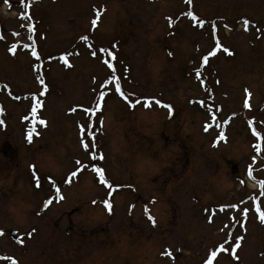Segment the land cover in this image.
Wrapping results in <instances>:
<instances>
[{
	"label": "rangeland",
	"instance_id": "obj_1",
	"mask_svg": "<svg viewBox=\"0 0 264 264\" xmlns=\"http://www.w3.org/2000/svg\"><path fill=\"white\" fill-rule=\"evenodd\" d=\"M263 176L264 0H0V264H264Z\"/></svg>",
	"mask_w": 264,
	"mask_h": 264
},
{
	"label": "snow or ice",
	"instance_id": "obj_2",
	"mask_svg": "<svg viewBox=\"0 0 264 264\" xmlns=\"http://www.w3.org/2000/svg\"><path fill=\"white\" fill-rule=\"evenodd\" d=\"M6 2H7V0H6ZM188 2L190 3L191 0H188ZM187 15H188L189 17H191L193 20L196 19V17L193 15L192 12H188ZM98 17H99V12H97V18H98ZM96 23H97V19H93V20H92V25L95 26ZM203 23H204L203 21H200V25H201V26L203 25ZM248 24H249V21L245 20V21H244L245 30H247V26H248ZM30 27H31V26H30ZM213 28H215V25H213ZM216 47H217V48L220 47L219 43H217ZM10 50H11V49H10ZM224 51L227 52L228 50H227V49H224ZM32 54H33V56H37V54H36L35 51H33ZM169 54L171 55V53H169ZM214 54H215V51H212V52H209L208 56H211V55H214ZM93 55H95V53H93ZM109 55H111V53H109ZM208 56H205V57L203 58V60H204L205 63H207V61H208ZM37 58H38V57H37ZM62 59H63V57H62ZM113 59H114V57H113ZM64 62L67 64V60H65ZM105 63L107 64V66H108L109 69H112V68H113V65H112L111 63H109V62H107V61H105ZM199 76H200V73L197 72V78H199ZM40 83L43 84V80H41ZM116 91H117V92H120V85H119L118 82H117V85H116ZM245 92L247 93V90H245ZM41 94H43V93H41ZM103 95H104V94L101 93V96H100L101 99L103 98ZM247 97H250V93H247ZM156 103H157L158 105H160V101H156ZM148 106H149V105L146 103V104H145V107H148ZM161 106L168 108V110H169V114H171V112H172L171 106H169V105H161ZM98 107H99V106H98ZM244 107H245V108L250 107V105H249V103H248V98H246L245 101H244ZM73 110H74V109H73ZM33 111H35V108H33ZM40 123H41V124H44L45 122H44V121H40ZM249 123L251 124V121H249ZM81 131H83V129H81ZM205 131H207V128H205ZM253 135L259 136V133L255 132V130H253ZM31 137H32V133L30 132V133L28 134V140H29V142H31ZM220 138H221V139L224 138V137H223V133H221ZM81 144H82V146L87 150L88 145L84 143L83 139L81 140ZM254 147H256L257 151H259V145H255ZM77 163L79 164V161H78ZM93 171L99 175V177H100V182H101L102 184H104L106 187H109V185L107 184V182H106L105 179H104L103 171H102L100 168H94ZM72 175L75 176L76 173L73 172ZM249 175L251 176V171L249 172ZM38 186H39V185H38ZM261 187H262V189H264V182H261ZM58 191H59V190L57 189V192H58ZM108 195H111V192H109ZM261 195H264V191L261 192ZM60 198L63 199V197H60ZM49 203H51V201H47V202H45V207H47ZM104 206H105L106 209H108L109 211H111V207H112V205L110 204V202H109L108 200H105V201H104ZM145 211H146V213H147L148 210L146 209ZM246 211H247V210H245V215H246ZM256 212H257V214H258V218L260 219V222H261V223H264V212L260 211V207H259V205H256ZM148 219L151 220V221L153 222V224L155 223L154 218L151 217L150 215L148 216ZM2 234H3V233L0 232V235H2ZM240 239H242V238H236L235 241H234V247L232 248L233 255H234V253H235V249L238 248V247L240 246ZM21 243H22V241H21ZM220 250L227 251V249H225L223 245L220 246ZM162 255H167V256L171 257V256H172V253H171L170 251H165V253H162ZM216 256H217V251H212V252H211V255H210V256L208 257V259L205 261V264H212L213 259H214ZM234 258H236V257L234 256ZM14 264H15V262H14Z\"/></svg>",
	"mask_w": 264,
	"mask_h": 264
},
{
	"label": "flooded vegetation",
	"instance_id": "obj_3",
	"mask_svg": "<svg viewBox=\"0 0 264 264\" xmlns=\"http://www.w3.org/2000/svg\"><path fill=\"white\" fill-rule=\"evenodd\" d=\"M238 248H239L240 250H239ZM238 248H236V249H237L236 252H240V251H241V252H240L241 255L244 256V253L242 252L243 249L241 248V246L238 247ZM261 250L264 251V246L261 247ZM244 252H246V250H244ZM263 254H264V252L262 253V255H263ZM235 255H236V256H235ZM238 255H239V253H234V255H233V254H230V258L227 257V258L229 259L228 261H232V260H233L234 262H237V261L239 260V259H238ZM262 255H261V256H262ZM234 256H235L236 258H234ZM258 256H260V255L258 254ZM259 264H260V263H259Z\"/></svg>",
	"mask_w": 264,
	"mask_h": 264
}]
</instances>
